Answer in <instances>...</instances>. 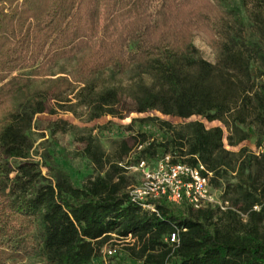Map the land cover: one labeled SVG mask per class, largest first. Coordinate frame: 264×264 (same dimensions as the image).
Listing matches in <instances>:
<instances>
[{
    "label": "trees",
    "instance_id": "1",
    "mask_svg": "<svg viewBox=\"0 0 264 264\" xmlns=\"http://www.w3.org/2000/svg\"><path fill=\"white\" fill-rule=\"evenodd\" d=\"M231 1L0 0V264H91L113 233L136 238L132 250L142 264H264V228L244 236L226 231L224 218L237 223L233 210L219 215L212 206L163 201L155 212L128 191V160L136 151L134 165L167 155L172 163H202L213 187L235 171L236 204L249 208L264 199V13L252 0ZM196 31L217 49L216 62L201 55ZM70 58L80 84L44 74ZM107 69L114 76L138 69L150 82L142 77L127 93L100 89ZM76 106L89 121L153 111L185 121L131 117L111 150L92 132L84 135L81 154L99 173L81 185L49 151L4 165L28 154L36 115ZM66 126L73 125L52 121L51 135ZM225 139L239 150L227 149ZM247 140L258 154L242 145ZM252 219L264 220V206ZM173 232L178 241L170 243Z\"/></svg>",
    "mask_w": 264,
    "mask_h": 264
},
{
    "label": "rangeland",
    "instance_id": "2",
    "mask_svg": "<svg viewBox=\"0 0 264 264\" xmlns=\"http://www.w3.org/2000/svg\"><path fill=\"white\" fill-rule=\"evenodd\" d=\"M238 0H232L231 4L237 3ZM256 10H260L264 13V0H252V6ZM195 45L200 50L201 55L211 62H216L218 58L217 49L211 44L210 39L207 35L201 31H196L193 37ZM25 73H30L31 70H24ZM44 74L56 77L58 75L66 76L73 84L78 85L79 75L76 69V58L61 59L56 63L48 66L44 70ZM143 77L145 82H150L148 75L142 74L139 76L138 69H130L124 73L113 75L110 69L105 70L99 75V88L105 87H118L121 92L127 93L130 86L135 82L139 81ZM45 75L42 76V79ZM44 84V83H42ZM75 101V100H74ZM53 103V102H52ZM159 115L162 118L168 119L173 123H179L185 121V119L179 117H172L168 115H163L158 111H153L149 113H137L132 112L129 117L125 119H119L110 115L97 118L95 120L89 121L87 110L84 107L76 106L75 112L68 110H61L57 114L40 113L36 115L34 119V131H33V141L30 145V150L28 154L23 158H10L4 161V165L16 166L28 159L39 160V155L49 151L53 159L61 163L64 167L68 168L75 181L78 184H83L88 178L96 176L99 172L95 169L92 162L82 156L81 151L83 148V142L81 137L92 132L100 138L106 150H111L112 140L118 138L122 135H126L124 125L129 123L131 117H141L147 115ZM193 116L190 119H195ZM57 119H65L70 122L73 126L67 127L65 131H58L54 135L50 133V124L52 121ZM205 121L207 127L217 126L223 124L220 121ZM224 127V126H223ZM144 129H151L149 126H145ZM224 129H226L224 127ZM225 146L227 149L232 151H238L239 147H232L227 144L225 139ZM242 145H246L254 153L260 152V147L253 140H247L243 142ZM137 156L136 151L132 152L131 157L128 161L135 160ZM49 160V159H48ZM151 166H154V161H149ZM128 163V175H130V185L128 186V191L132 185L137 184L140 181V173L134 170L130 166L134 164ZM42 171L44 174H48V169L42 166ZM14 175V172L10 176ZM5 177V171L0 177V182ZM241 176L235 171H228L222 177L219 178V184L215 185L214 192L218 195L219 201L228 200L229 204L226 208H220L217 205L212 207L219 208V215L221 212L233 210L237 214V223H230V220L224 218L221 222L223 228L226 231L231 232L233 235L244 236L256 227L257 231H262L264 228V220H253L252 212L256 211L253 207H249L243 201H239L238 204L235 203V199L238 198V192L236 190V184L239 183ZM262 200V199H261ZM260 202V201H259ZM172 205V204H171ZM175 206L176 205H172ZM182 208H176L180 211ZM218 216V215H217ZM256 231V230H254ZM136 238L134 236L122 237L117 233H113L106 239L103 244L102 249L98 257L93 259L91 264H142V261L135 257L134 250ZM109 249H115L112 254L108 253ZM18 260H9L6 264H19Z\"/></svg>",
    "mask_w": 264,
    "mask_h": 264
},
{
    "label": "built area",
    "instance_id": "3",
    "mask_svg": "<svg viewBox=\"0 0 264 264\" xmlns=\"http://www.w3.org/2000/svg\"><path fill=\"white\" fill-rule=\"evenodd\" d=\"M151 165L148 160L142 159L130 166L140 173V181L130 187L129 196L131 201L143 208L156 212V203L163 201L176 206L186 203L194 209L214 205L220 208L228 206V200L219 201L218 195L213 191L210 183L212 173L204 164L193 166L183 162L172 163L167 155L154 163V166ZM263 206L264 199L253 205V209L260 211ZM168 239L170 243L177 242L176 232L171 233ZM113 252L115 249L108 250L109 254Z\"/></svg>",
    "mask_w": 264,
    "mask_h": 264
}]
</instances>
